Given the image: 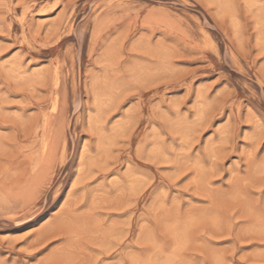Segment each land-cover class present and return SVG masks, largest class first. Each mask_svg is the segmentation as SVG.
Returning <instances> with one entry per match:
<instances>
[{
	"label": "rangeland",
	"instance_id": "374dc122",
	"mask_svg": "<svg viewBox=\"0 0 264 264\" xmlns=\"http://www.w3.org/2000/svg\"><path fill=\"white\" fill-rule=\"evenodd\" d=\"M0 264H264V0H0Z\"/></svg>",
	"mask_w": 264,
	"mask_h": 264
}]
</instances>
